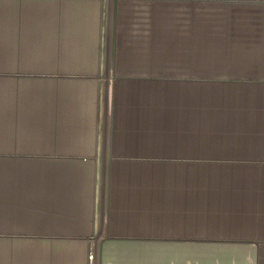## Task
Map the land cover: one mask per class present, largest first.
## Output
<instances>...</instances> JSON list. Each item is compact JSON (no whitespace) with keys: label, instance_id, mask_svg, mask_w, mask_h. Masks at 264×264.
Instances as JSON below:
<instances>
[{"label":"crops","instance_id":"obj_1","mask_svg":"<svg viewBox=\"0 0 264 264\" xmlns=\"http://www.w3.org/2000/svg\"><path fill=\"white\" fill-rule=\"evenodd\" d=\"M174 1L188 19L160 68L157 0L114 2L112 109L97 130L107 226L96 178L95 227L93 212L0 211V264H90L99 231V264H264V0Z\"/></svg>","mask_w":264,"mask_h":264},{"label":"rangeland","instance_id":"obj_2","mask_svg":"<svg viewBox=\"0 0 264 264\" xmlns=\"http://www.w3.org/2000/svg\"><path fill=\"white\" fill-rule=\"evenodd\" d=\"M104 2H109L106 39ZM114 2L118 0H0V211L93 212L95 227L93 187L95 178L103 177L101 226H107L109 161L107 154L104 162L99 157L97 130L99 119H105V134L112 109ZM176 3L182 2L157 0L151 15L159 68L166 51L176 48L167 39L172 41L170 34L182 30L179 21L188 19ZM210 10L203 17L205 27L217 30V11ZM91 13L94 27L86 19ZM148 20L145 15L141 21L145 36ZM141 44L149 48V42ZM4 169H13L8 185ZM91 238L87 259L99 264L100 242L106 237Z\"/></svg>","mask_w":264,"mask_h":264},{"label":"bare ground","instance_id":"obj_3","mask_svg":"<svg viewBox=\"0 0 264 264\" xmlns=\"http://www.w3.org/2000/svg\"><path fill=\"white\" fill-rule=\"evenodd\" d=\"M105 1V0H104ZM109 2H107V3H105L104 2V8H103V19H102V31H103V38L105 37V39L107 38L106 37V32H107V30H108V27H107V23H108V18H107V8H109L108 6H107V4H108ZM111 23H112V20H111ZM111 26H112V24H111ZM109 31V30H108ZM102 34V33H101ZM104 41V40H103ZM105 42V41H104ZM109 44H110V42H109ZM104 45H105V43H104ZM110 48V47H109ZM108 51V50H107ZM102 56V55H101ZM108 57V55H106V57L105 58H107ZM104 58V59H105ZM103 59V58H102ZM103 63H104V60H103ZM101 181H103V177H101L100 179H98L97 180V184H98V186H99V189H100V187L102 186V182ZM102 191H103V189H102ZM106 196H105V194H104V191H103V201H102V203H103V205H104V201H105V198ZM100 210V211H99ZM105 207H104V209L102 210V214H103V211L105 212ZM101 208H99L98 210H97V212H96V230L99 228V227H101ZM100 229V228H99ZM99 231V230H98ZM99 233H100V231H99ZM98 233V234H99ZM96 236H98V235H96ZM96 249H94V251H95ZM94 251H93V254H94ZM96 253V252H95ZM92 255V254H91ZM94 255H96V254H94ZM97 256V255H96ZM92 259H93V255H92V257H91ZM91 259V260H92ZM97 259V258H96ZM94 261V260H93ZM91 262V261H90ZM94 262H96V261H94ZM94 264V263H93Z\"/></svg>","mask_w":264,"mask_h":264}]
</instances>
